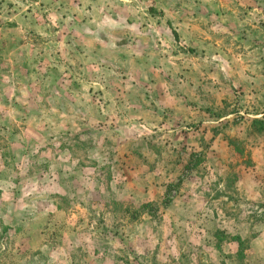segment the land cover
Masks as SVG:
<instances>
[{
  "label": "rangeland",
  "instance_id": "1",
  "mask_svg": "<svg viewBox=\"0 0 264 264\" xmlns=\"http://www.w3.org/2000/svg\"><path fill=\"white\" fill-rule=\"evenodd\" d=\"M255 118L264 0H0V264H264Z\"/></svg>",
  "mask_w": 264,
  "mask_h": 264
},
{
  "label": "trees",
  "instance_id": "2",
  "mask_svg": "<svg viewBox=\"0 0 264 264\" xmlns=\"http://www.w3.org/2000/svg\"><path fill=\"white\" fill-rule=\"evenodd\" d=\"M251 125L256 129L258 133H262L264 135V121L262 119H252Z\"/></svg>",
  "mask_w": 264,
  "mask_h": 264
}]
</instances>
